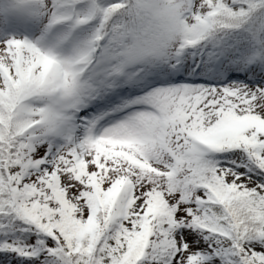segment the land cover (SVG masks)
I'll list each match as a JSON object with an SVG mask.
<instances>
[{
  "label": "snow or ice",
  "instance_id": "1",
  "mask_svg": "<svg viewBox=\"0 0 264 264\" xmlns=\"http://www.w3.org/2000/svg\"><path fill=\"white\" fill-rule=\"evenodd\" d=\"M0 264H264V0H0Z\"/></svg>",
  "mask_w": 264,
  "mask_h": 264
}]
</instances>
